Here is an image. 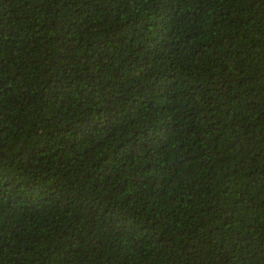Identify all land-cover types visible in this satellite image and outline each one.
I'll return each instance as SVG.
<instances>
[{"label": "trees", "instance_id": "16d2710c", "mask_svg": "<svg viewBox=\"0 0 264 264\" xmlns=\"http://www.w3.org/2000/svg\"><path fill=\"white\" fill-rule=\"evenodd\" d=\"M0 264H264V0H0Z\"/></svg>", "mask_w": 264, "mask_h": 264}]
</instances>
